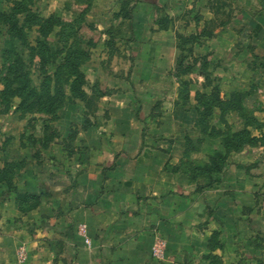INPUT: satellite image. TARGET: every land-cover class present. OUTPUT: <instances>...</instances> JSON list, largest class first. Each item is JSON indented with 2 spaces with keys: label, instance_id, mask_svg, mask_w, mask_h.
<instances>
[{
  "label": "rangeland",
  "instance_id": "374dc122",
  "mask_svg": "<svg viewBox=\"0 0 264 264\" xmlns=\"http://www.w3.org/2000/svg\"><path fill=\"white\" fill-rule=\"evenodd\" d=\"M158 2L0 0L6 13L0 22V194L16 192L24 177L49 180L39 186L46 210L26 225L33 226L31 233L34 227L46 229L48 258L68 264L63 251L68 236L53 233L58 224L68 228V219L58 216L69 212L68 203L57 201L49 186L62 178V189L76 191L85 186L77 174L87 165L95 174L93 165L100 163L101 190H113L120 178L117 162L128 163L153 148L145 162L156 161L161 171L173 166L175 196L169 207L174 211H164L165 218L170 214L179 224L183 202H216L210 187L217 182L229 193V187L236 189L233 204L240 215L233 232L223 233L222 245L204 249L203 258L188 263L176 249L168 259L264 264V0ZM171 4L177 11L168 12ZM13 21L21 31H8L6 23ZM214 32L218 40H211ZM185 67L193 69L183 73ZM77 68L84 75V101L70 91ZM17 69L26 84L23 103L11 96L14 90L4 89L7 72ZM187 180L193 194L184 197L176 189L187 187ZM26 195L12 194L20 211L37 206L36 198ZM14 209L0 208V221ZM11 237L6 245L20 251L25 241ZM18 250L17 261L27 263V251L20 256ZM192 250L201 252L195 243Z\"/></svg>",
  "mask_w": 264,
  "mask_h": 264
},
{
  "label": "crops",
  "instance_id": "0c3cea01",
  "mask_svg": "<svg viewBox=\"0 0 264 264\" xmlns=\"http://www.w3.org/2000/svg\"><path fill=\"white\" fill-rule=\"evenodd\" d=\"M150 1L159 4L158 1L160 0ZM169 4L170 0H168ZM167 8L168 12L177 11L172 4ZM163 11L160 9L158 11L159 15L156 11V16L161 17L164 14ZM218 39L219 35H212L211 40ZM129 151L127 150L123 154L127 156V153H130ZM152 152L153 148H149L143 150L137 159L133 161H128V163L118 161L116 173L118 170L120 178L118 179V186L113 190L105 188L101 190L102 178L98 179V177L102 175L103 166L100 163L93 165V169L96 170L95 174L88 171L91 169V165L85 167L89 168L86 172L83 171L77 174L79 180L84 181L85 186L80 185L76 188V191L67 193L65 188L62 189L60 184V182H63V180L60 181L62 178L57 181L55 179L52 182L49 190H54L52 192L57 194V201L62 200L68 203L69 212L63 214L59 212L58 214L64 221L67 222L66 219H68V228L58 227V224L55 227V232H53L57 233L56 235L61 233L68 236V245H65L63 249V251L67 250L68 252V264H176L174 260L167 257L170 251L174 252L176 249L184 251L182 254L187 255L184 259L189 263V261L195 259V256L203 258L199 254L216 249V245H222L223 233L230 234L231 230L233 232L239 215H237L233 204L236 198V189L229 187L228 190H232V193H229L221 189L220 182H217L218 186L210 187L212 194L216 193L217 203H210L208 198L207 201L202 199L198 206L194 204L189 206V203L186 204L185 202L184 204L183 202L181 206L186 210L188 209V211L185 210L182 213L183 217L180 219L181 221L179 220L180 225L176 223L170 214L165 218L164 211L171 214L174 211L172 205L169 207L171 198L175 196L172 190L173 166L169 167L166 164V170L161 171L163 166L157 169L158 164L156 161L145 162L146 154ZM1 167L2 165H0ZM129 170L134 171L130 172ZM60 176L63 177V175ZM25 178H23L22 183H18V187L14 191L24 193V195L27 193L29 196L36 198V201H38L36 207L33 206L29 208L30 210L20 211L14 197L12 199V194L16 192L12 193L8 189L4 194H0L4 198L0 199V208L10 204L16 212H10V210L11 215L8 212L4 213L5 217L0 221V264H61V260H54V263L47 256L46 252L51 250L49 248L51 245H45V236H50L47 230L34 227L31 233L30 230L33 229V226L27 228L26 225L29 218L32 219V216L42 214L46 210L45 194H43L45 191L39 189V186L43 187L44 184L48 186L50 182L45 176L32 177V181L35 178V183L31 182L30 179L26 181ZM5 183L9 185L6 181ZM187 183V187L178 185L176 189L177 191L180 189L181 196L186 197L193 194V189L190 187L192 182L187 180ZM200 184L202 186L203 183ZM249 185L251 186V180ZM203 189L205 188L200 189V191H203ZM245 194L246 199H251V191L248 193L249 197H247V193ZM181 196L178 195L177 197ZM225 196H228V198ZM203 197H206V195H203ZM245 201H242L243 205ZM54 204H56V201ZM222 209H227V213H232V216L226 215L227 213ZM244 216L246 215H241V222H244ZM82 225L85 226L84 231L80 229ZM225 227L228 231H225ZM196 228L197 230H195ZM13 235L21 237L25 241L20 251L17 248L13 250L12 245H6V242ZM156 237L162 238L165 242L164 255L161 260L155 259L151 255L152 245ZM229 239L230 235H228V241H230ZM194 243L196 249L201 250L200 253L194 254L192 252ZM21 249L28 253L27 263L17 261V250L19 255ZM204 249L207 251L202 252ZM64 255L65 252H63ZM207 256L205 255V257Z\"/></svg>",
  "mask_w": 264,
  "mask_h": 264
},
{
  "label": "trees",
  "instance_id": "16d2710c",
  "mask_svg": "<svg viewBox=\"0 0 264 264\" xmlns=\"http://www.w3.org/2000/svg\"><path fill=\"white\" fill-rule=\"evenodd\" d=\"M17 11V10H16ZM16 13V12H15ZM3 21H6V13L0 11V22H3ZM9 28L8 31H21V28L19 26V23H17L16 21H13L11 23V25H8V23H6V28ZM195 36L193 35L192 37H190V39L194 40ZM193 68H188V67H185L182 72L183 73H189V71H191ZM21 72V69H17V70H14V71H8L7 72V75H6V78L4 80V89H10V90H14V92L11 94L12 97H19L21 99V103L24 102V100H26V98L28 96H25L24 95V88L26 86V84L22 83L21 80H23L24 78V75L20 74ZM74 80L72 82V86L70 88V91L71 93L79 98L80 100L84 101L85 98H86V92H84L83 89H81L80 85L81 84H84L85 83V80H84V75L82 72H80L78 70V68L74 71ZM25 82V81H24ZM16 86L15 88L17 89H14L13 86ZM20 86H22L21 89ZM205 104H208V102ZM28 195V194H27ZM26 195V196H27ZM28 197H33V196H29Z\"/></svg>",
  "mask_w": 264,
  "mask_h": 264
},
{
  "label": "built area",
  "instance_id": "2783aa9c",
  "mask_svg": "<svg viewBox=\"0 0 264 264\" xmlns=\"http://www.w3.org/2000/svg\"><path fill=\"white\" fill-rule=\"evenodd\" d=\"M85 226L82 225L80 229L84 231ZM164 248H165V242L162 238L156 237L152 249H151V255L158 260H161L164 255ZM25 254L24 249H21L20 255L23 256Z\"/></svg>",
  "mask_w": 264,
  "mask_h": 264
}]
</instances>
